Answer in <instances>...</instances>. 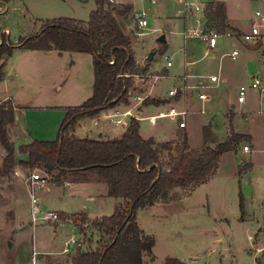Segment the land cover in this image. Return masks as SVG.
<instances>
[{
  "label": "rangeland",
  "instance_id": "rangeland-1",
  "mask_svg": "<svg viewBox=\"0 0 264 264\" xmlns=\"http://www.w3.org/2000/svg\"><path fill=\"white\" fill-rule=\"evenodd\" d=\"M201 1L213 3L210 0ZM226 4L231 24L239 26L241 31L248 29L256 5L249 0H226ZM142 6L150 11L149 26L147 34L137 38L134 35V13ZM107 7L129 36L131 48L139 61L144 55V64L148 67V55L158 51L152 63L153 68L158 70L153 74L154 78L148 83L142 76L134 78V85L139 90L145 89V94H141L143 97L158 101L159 106L169 102L171 107L186 111L185 120L189 122L194 142L201 139L200 125L208 122L213 115L215 122L224 130H229L232 125L238 131L250 134L255 146V151L246 155L225 153L216 175L195 191L174 189L166 202L148 210H139L140 226L155 239L152 254H145L143 258L145 264L177 263L175 258L183 264H260L263 256L256 251L264 246V50L251 51L234 37L237 30L222 29L216 22L217 33L222 37L215 49L209 50L201 37L185 39L184 32L193 26V20H186L180 14L182 6L176 0H160L153 6L140 0H109ZM95 9V0H9L1 6L0 28H7L10 45L18 46L20 39L38 36L47 21L64 18L87 23ZM167 27L171 29L166 32L167 43L160 44L157 39ZM235 48L239 49L240 56L234 61L229 54ZM27 55H31L30 52ZM165 56L171 57L172 68L166 67ZM189 59H194L195 63H187ZM17 62L15 70L18 77L13 75L10 79L12 88L17 91V103L45 106L41 102L42 95L57 93V81L62 73H56L49 62L39 58L30 60L27 56L18 58ZM163 68L169 69L171 74L176 71L182 76H202L200 79L216 75L222 78V83L215 86L208 80H202L208 87L187 89L183 80L174 83L165 78L168 73ZM63 70L66 71L65 63ZM255 78L262 82L258 89L252 88ZM21 82L22 86H17ZM182 83L184 89L174 99L170 98L169 91ZM202 93L209 96L204 103L198 98ZM190 96L194 97L192 106L181 109L180 102ZM240 96L244 97V103H239ZM243 106L244 109L241 108ZM152 110L158 113L161 109L154 107ZM229 115L232 116L231 123ZM170 123L169 118H163L158 126L166 129L162 137L166 135L165 138L174 139L175 135L169 131L173 124ZM148 124L149 121L142 123L144 130H148ZM161 124L168 125V128L161 127ZM9 126L8 136L16 148L23 143L19 138L14 139ZM242 146L248 144L242 142L237 150ZM5 156L6 152L0 144V168ZM162 160L164 168H167L169 159L164 153ZM24 161H27V156L17 153L12 172L0 177V264H32L33 245L39 252L61 250L72 232L68 227H61L60 213H77L83 206L93 208V204L86 203V197L75 193L73 188L66 191L62 187H52L59 172L48 174L43 168L30 169L22 165ZM33 174L46 179V183L33 184ZM31 193L39 199L42 210L58 212L59 221L56 224H33ZM99 193L102 194V190ZM102 201L100 198L101 210L95 214L100 219L114 213L113 200ZM241 201L244 204L243 213ZM68 217L66 222L73 226L78 224L87 232L85 235L77 227L81 232V245L73 246L70 253L57 256L59 258L52 261L43 256L44 260L40 263L38 256L35 258L38 264H62L79 247L94 250L98 243L106 240L107 236L94 231L90 225L82 226L81 218L76 221L71 218L72 215Z\"/></svg>",
  "mask_w": 264,
  "mask_h": 264
},
{
  "label": "trees",
  "instance_id": "trees-1",
  "mask_svg": "<svg viewBox=\"0 0 264 264\" xmlns=\"http://www.w3.org/2000/svg\"><path fill=\"white\" fill-rule=\"evenodd\" d=\"M8 1L0 0V10ZM108 1L95 0L96 9L87 23L64 18L47 21L38 36L19 40L20 47L28 50L93 56V95L83 104L66 109L56 141L33 140L16 149L7 132V126L15 120L14 110L9 103L0 106V144L6 152L0 177L12 172L19 153L27 156L22 165L30 169L43 168L48 174L59 172L55 185L67 180L69 173L95 174L108 185V196L118 201L109 217L90 221L84 214L72 215V219L81 218L82 223H89L94 231L107 238L98 243L97 249H77L62 264H144L143 258L152 254L155 239L140 227L138 211L166 202L174 189L194 190L206 184L216 175L221 157L249 138L235 133L231 125L228 139L221 142L210 124L202 130L205 145L202 150L191 149L186 137L176 145L156 144L154 139L141 136L140 121L135 118L121 138L109 141L76 138L73 132L79 121L93 119L119 104H130L134 77L139 73L131 40L108 9ZM210 8L213 9L210 21L226 28L225 3H211ZM12 54L13 47L0 28V82L4 78L5 61ZM159 104L149 98L143 102L144 106ZM228 119L231 123L232 116ZM163 152L168 153L167 168L161 163ZM240 208L243 213V201ZM60 219L66 222L69 217L61 213Z\"/></svg>",
  "mask_w": 264,
  "mask_h": 264
},
{
  "label": "crops",
  "instance_id": "crops-1",
  "mask_svg": "<svg viewBox=\"0 0 264 264\" xmlns=\"http://www.w3.org/2000/svg\"><path fill=\"white\" fill-rule=\"evenodd\" d=\"M210 1H214V0H210ZM222 2H224L226 5V15H227L226 25L228 29L229 30L233 29L234 31L236 30L238 31L239 26H234L229 21V8L226 4V0ZM1 13H2V10H1ZM244 31H247V29H245ZM3 32L6 34L7 32L10 33V31L7 28H4ZM185 39L187 38L185 37ZM12 47H13V54L11 57H8L5 61L4 78L0 82V103L1 102L9 103L10 106L14 110L15 120L13 123L9 124L10 129H12V134L14 135V139L19 138L23 143L22 145L30 144L33 140L45 141V142L56 141L60 127L66 116V109L83 104L88 99H90L93 95V86H94L93 56L90 54L76 53V52H60L58 50H50V51L28 50V49H24L20 47V45L18 46L12 45ZM235 49H238V48H235ZM132 51L134 53L137 66L139 67V73L134 78L142 76L144 79H146L148 83L149 81H151V79L154 78L153 74L158 71L157 69H154L152 65V63L155 61V57H156V54H158V51L154 54L152 61L148 60L149 61L148 67L144 64V59H143L144 55L142 56L141 61H139L137 59V56L134 50ZM24 52H27V53L25 54ZM28 52H30L31 55H27ZM27 56H29L30 60L34 58L45 60L46 62H49L51 66L54 67L56 73H60V72L62 73V76L57 81V84H58L57 93H54V94L44 93L42 95L43 100H41V102L43 101V103L46 104L45 106H40V107L25 106L22 104H18L16 101L17 98L15 97V94L17 91L12 88V83L10 82V79L13 75L18 77V74L15 70L16 64L18 63L17 59L18 58L22 59L23 57H27ZM164 58L166 62V67H168L167 62L168 61L172 62V59L170 56H165ZM166 58H168V60H166ZM64 63L66 64L65 72L63 70ZM187 63L189 64L195 63V60L189 59L187 60ZM172 67H173V63L168 68H172ZM163 69H166L168 73L165 78H168L169 81H173L174 83H176L177 81L183 80V83L187 89L200 88L199 86L205 87L206 83L202 80H208L209 83H211L208 78L209 76L206 77L205 79H200L202 78V76L196 77V76L189 75V74H185L182 76L178 74L176 71H173V73L171 74L169 69L167 68H163ZM210 76H215V75H210ZM17 83H19V81H17ZM22 83L23 82L20 83L21 85H17V84L16 85L20 87L22 86ZM136 86L134 85L131 90L129 105L119 104L118 106L114 108L104 110L97 117L93 119L86 118V119L79 121L77 125L75 126V130L73 132L74 136L78 139H93V140H103V141H109V140L121 138L123 134L126 132V130L128 129L131 119L135 118L140 121L141 136L144 139H151V138L154 139L156 144H164V143L171 142V143H174V145H176V144H180L182 140L186 137L189 147L191 149L202 150L205 147L204 141H203L202 130H203V127L210 125V124L213 126V131L221 142L228 139L229 130L228 129L224 130V128L218 125L215 122L213 115L210 116V119H208V122H205L200 125V128H201L200 129L201 131L200 141L194 142L192 140L191 131L189 130V122L187 121H186V129L180 130L178 128V125L170 120V122H172L173 124L170 123L172 125L169 131L175 135V138L174 139L165 138L166 135L165 137H162L161 134L162 133L165 134L166 129L164 130L162 128H159L158 124H159V120L163 118H157L155 124L151 123V119L159 116L161 113H166L171 108L172 104H170L169 102H166L160 106H155V105L144 106L143 105L144 100L148 99L149 97H146V98L143 97L142 95L145 94V89L139 90L138 87ZM206 87L208 86L206 85ZM192 96L188 97L185 101L180 102V104L182 103V106L180 107L181 109H183L184 107H187L189 109V107L192 106V99L194 98ZM30 101L32 102L31 99ZM201 102L204 103L206 101H201ZM76 103H79V104L77 105ZM154 107L156 109H161V110L158 113H155L152 110V108ZM233 108H235V106H233ZM241 108L244 109V106ZM144 121H149V124L147 125L148 130L143 129L142 123ZM161 127L168 128V125L161 124ZM233 130L235 131V133L239 135H245L249 137V139H247L244 142L248 144V147L250 150L246 152L243 149L244 146H242L240 150H237L238 148H236L235 150L228 152V153H232L238 156L242 154L244 155L250 154L253 151H255V148H254L255 146L252 144L253 138L250 134L244 133L242 131H238L235 128H233ZM20 146L16 148L18 149ZM211 146L214 147V145H211ZM163 153L168 157L167 152H163ZM221 159L219 163H221ZM161 163H163L162 157H161ZM219 168H220V164H219ZM247 171H244L243 173ZM68 178L67 180L62 181L60 185L52 184V187H62L66 191H69L70 189L73 188L74 192L77 193L78 195H84L86 197V203H90L91 205L93 204V208L91 209L88 206H83V208L79 212L71 213V214L67 213V215L84 214L87 216V218L90 221L100 219L98 216L95 215L97 212L101 210L100 198L103 199L102 201L103 203L109 202L110 199L113 200V205L115 209V206L118 203V201L108 196V185L102 180H100L95 174L89 173L87 171H80L77 173H69ZM99 190H102V194L99 193ZM160 203L162 202H158L154 206L147 207L144 209L148 210V209L154 208ZM137 220L139 223L140 221L139 211L137 213ZM61 225H62L61 227L70 228L72 232L71 237L65 242V247L53 253V252H39L37 248H36L37 250H35V245H33L32 264H33V260H34V264H38L37 259H35L38 256H39L40 263H41L44 260L43 256H47V258L44 257L47 261L48 260L52 261L54 259H58L59 257L57 256L66 254L65 253L66 243L70 242V240H72L73 238L78 241L79 243L78 246L81 245L79 241L80 240L79 236L81 235V232H83L85 235L87 234V232L85 233L84 229L80 228L78 224L73 226V225H70L68 222H63L61 223ZM85 225L88 226L90 224L82 223V226H85ZM74 227L75 228L78 227L81 230V232H79L78 228L75 229ZM142 229L144 230L145 228H142ZM73 246L75 247L76 245H71V247ZM256 254L263 256L261 257L260 264H264V246L258 248L256 251ZM175 260L177 264L178 263L183 264V262H181L179 259L175 258ZM143 262L145 264L146 261L143 259Z\"/></svg>",
  "mask_w": 264,
  "mask_h": 264
},
{
  "label": "built area",
  "instance_id": "built-area-1",
  "mask_svg": "<svg viewBox=\"0 0 264 264\" xmlns=\"http://www.w3.org/2000/svg\"><path fill=\"white\" fill-rule=\"evenodd\" d=\"M112 1V0H111ZM141 2H147L151 6L156 5L160 0H140ZM181 6L182 10L180 11L186 20H193V26L189 29H186L184 36L189 38L201 37L207 44L209 50H213L218 46L219 38L222 37L217 33L216 26L210 21L209 16L213 11L210 8L211 2H202L201 0H176ZM251 3L256 5V8L252 11L250 16V23L247 31H234V37L245 44L247 48L253 51L264 50V0H249ZM214 4L217 3L216 0L212 1ZM1 12V10H0ZM149 10L144 7L138 9L134 13V35L137 38L144 37L147 33ZM229 33V32H228ZM228 33L226 35H228ZM224 35V36H226ZM223 36V37H224ZM240 56L239 49H234L229 57L232 60H237ZM168 60V58H166ZM172 65L171 61L167 62V66ZM210 82L218 86L222 83V80L218 76H209ZM262 82L260 79L255 78L252 83L253 89H258L261 86ZM184 86L182 84H177L169 91L170 98L174 99L178 96V92L183 90ZM199 100L207 101L209 96L205 93L199 94ZM239 103H244L245 99L243 96L238 98ZM7 102H1L0 106ZM8 109V107H6ZM186 111H179L175 107H171L166 113H161L159 116L151 119V123L155 124L157 118H169L172 122L178 125L180 130L186 129ZM182 119V120H181ZM181 120V121H180ZM180 121V122H179ZM244 151L248 152L250 149L248 146H244ZM31 180L34 183L45 184L46 179L41 177L38 174H33ZM31 202V214L32 222L34 225L37 224H56L59 221V214L55 211H44L39 205V199L31 193L30 195ZM76 239L70 240L66 243L65 253H70L71 245H78Z\"/></svg>",
  "mask_w": 264,
  "mask_h": 264
},
{
  "label": "water",
  "instance_id": "water-1",
  "mask_svg": "<svg viewBox=\"0 0 264 264\" xmlns=\"http://www.w3.org/2000/svg\"><path fill=\"white\" fill-rule=\"evenodd\" d=\"M221 2L224 1V0H220ZM170 31V28H165L164 29V33L157 39V42L160 43V44H166L167 43V39H166V32ZM153 56H154V53H150L148 55V60L149 61H152L153 59ZM140 117V116H138Z\"/></svg>",
  "mask_w": 264,
  "mask_h": 264
}]
</instances>
